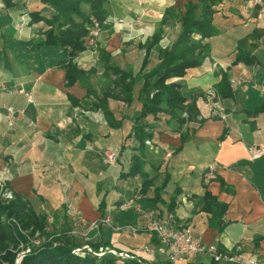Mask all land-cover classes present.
Instances as JSON below:
<instances>
[{
  "label": "crops",
  "instance_id": "0c3cea01",
  "mask_svg": "<svg viewBox=\"0 0 264 264\" xmlns=\"http://www.w3.org/2000/svg\"><path fill=\"white\" fill-rule=\"evenodd\" d=\"M191 2L108 0L97 54L73 58L88 79L68 86L59 65L69 60L62 50L31 44L49 29L31 14L49 18L53 10L41 0H13L12 7L0 0V86L13 90L0 92V189L52 219L55 236L68 235L80 246L170 264L149 251L158 244L144 215L154 211L162 221L172 217L190 226L206 245L264 264V152L257 159L249 153L252 145L264 150V14L254 0L216 5L212 25L218 33L206 39L210 57L171 81L181 85L197 119L175 131L178 125L166 115L148 116L142 123L152 138L143 154L136 139L142 64L147 58L148 71L160 62L158 51L147 56L145 47L166 17L159 46L170 48ZM118 19L129 26H116ZM103 54L110 64L140 74L133 101L109 98L108 116L97 105L106 87ZM241 54L253 62H237ZM107 152L116 155L115 165L106 162ZM135 157L142 158L143 173L133 175ZM214 163L217 178L206 182L202 174ZM207 196L225 205L219 220L206 210ZM127 202L132 206L121 208ZM175 264L248 263L200 254Z\"/></svg>",
  "mask_w": 264,
  "mask_h": 264
},
{
  "label": "trees",
  "instance_id": "16d2710c",
  "mask_svg": "<svg viewBox=\"0 0 264 264\" xmlns=\"http://www.w3.org/2000/svg\"><path fill=\"white\" fill-rule=\"evenodd\" d=\"M4 1L8 7L13 6V0ZM221 1L223 0H196V3H189L185 15L180 18L181 32L178 39L170 48L164 50L159 46V42L163 37V27L167 24L165 17L153 39L145 47L147 56L152 50L158 51L160 62L148 71L146 70L149 65L147 58L142 64L143 84L139 94L141 113L135 128L136 139L140 144L139 149L142 150V154L145 151V141L152 138V134L147 130L148 126L142 123L148 116L166 115L171 123L175 122L178 125L175 131H179L187 121L197 119L196 109L182 93L181 85L171 81L184 77L187 70L200 67L210 57V46L206 39L218 33L212 25V16L214 7ZM41 2L51 8L54 13L49 18L38 13L31 14L33 22L43 21L49 27L41 35L40 40L31 43L34 45L32 49H61L64 56L69 59L59 64L66 71L67 85L71 86L79 81L83 84L88 79L87 74L76 66L73 58L85 50L90 17L95 16L101 22L106 19L105 7L108 0H41ZM109 59L108 55L103 54L106 87L97 104L107 113V116L109 98L125 103L133 101L134 87L140 75L136 76L132 69L123 70L110 64ZM237 62L251 64L253 60L241 54ZM111 76L115 77L114 80ZM111 87H114L113 92L109 90ZM88 94L96 96L91 88H88ZM184 114L186 117L183 116ZM132 171L133 175L143 173L142 158H134ZM150 182L146 178L144 187L149 186ZM225 209V205L207 196L206 210L212 214V218L215 220L222 218ZM4 216L6 218L15 217L25 230L38 231L47 237L39 247L33 248L31 253L26 255L22 264H143L137 260L122 259L112 254H106L101 258L91 254L76 255L74 251L82 246L77 245L68 235L53 236L50 239V236L45 233L46 217L38 215L27 201L15 195L8 205L0 202V264H15L16 253L11 250L17 249L20 241L23 244L28 243L23 234L16 232L15 227L3 221ZM153 241L158 244L156 236ZM90 246L95 251L101 247L112 249L101 245Z\"/></svg>",
  "mask_w": 264,
  "mask_h": 264
},
{
  "label": "built area",
  "instance_id": "2783aa9c",
  "mask_svg": "<svg viewBox=\"0 0 264 264\" xmlns=\"http://www.w3.org/2000/svg\"><path fill=\"white\" fill-rule=\"evenodd\" d=\"M138 5L142 6L144 0H136ZM256 5L261 8V13L264 14V0H254ZM116 26L128 27L129 24L123 20L118 19L114 21ZM102 22L95 16L90 17V27L88 30V35L85 43V53L90 55H96L98 52L97 39L101 34ZM3 90H8L0 86V92ZM30 98V96H28ZM13 108H9V117L13 115ZM149 143V142H148ZM264 150L258 148L256 145H252L249 148V153L252 159H257L263 154ZM106 162L110 165H115L117 162L116 155L113 152L106 153ZM218 165H210L202 174L204 181L210 182L217 178ZM1 197L4 201L10 202L14 199V194L8 190L1 191ZM132 206L131 202H127L121 206L123 209L130 208ZM146 218V228L149 232L153 233L158 239V246L155 249L149 250L152 256L159 254L168 259L170 264H175L176 262L183 261L191 256H196L200 254H205L213 258V260L220 262H237V263H248L255 264L250 260H246L242 255H229L221 252L216 245H206L203 243L201 238L196 236L194 231L190 226H179L172 217L167 221H162L157 213L154 211L147 212ZM52 221V219H49ZM108 223V220L106 221ZM41 240H35L29 245L27 250V255L31 253L33 248H37L41 245ZM74 253L79 256H84L86 254H91L96 257H103L106 254H112L119 258L137 260L140 263L145 264L136 255H130L128 253H119L114 249H105L101 247L98 251H95L90 244H85L80 248H77ZM25 256V255H24Z\"/></svg>",
  "mask_w": 264,
  "mask_h": 264
},
{
  "label": "rangeland",
  "instance_id": "374dc122",
  "mask_svg": "<svg viewBox=\"0 0 264 264\" xmlns=\"http://www.w3.org/2000/svg\"><path fill=\"white\" fill-rule=\"evenodd\" d=\"M88 10V9H87ZM102 32V29H101ZM101 35V34H100ZM99 35V36H100ZM99 39V38H98ZM3 190V189H2ZM0 189V202L2 204L8 205L9 202L4 201L1 197V191ZM3 221L6 222L7 224H9V226L11 227H15V231L16 232H20L21 234H23V236L26 237V239L28 240L27 244H23L22 241L19 242L18 248L15 250H11L13 252L16 253V261L15 264H22L23 259L26 257L27 255V250L29 249V245L30 243H32L35 240H41L44 241L47 237L45 234L40 233V232H32V230H25L22 225L20 224V222L18 221L17 218L13 217V218H6L5 216L3 217ZM46 230L45 233H47L50 236V239H52L54 235V233L51 231V226L52 224L46 219ZM54 223V222H53ZM55 224V223H54ZM53 230V229H52ZM25 255V256H24ZM124 259V258H122Z\"/></svg>",
  "mask_w": 264,
  "mask_h": 264
}]
</instances>
